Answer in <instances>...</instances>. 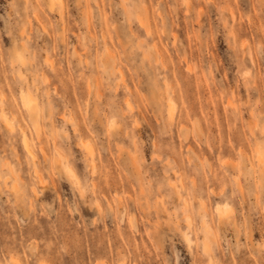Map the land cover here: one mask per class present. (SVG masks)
<instances>
[{"label":"clouds","instance_id":"9594fccd","mask_svg":"<svg viewBox=\"0 0 264 264\" xmlns=\"http://www.w3.org/2000/svg\"><path fill=\"white\" fill-rule=\"evenodd\" d=\"M0 264H264V0H0Z\"/></svg>","mask_w":264,"mask_h":264}]
</instances>
